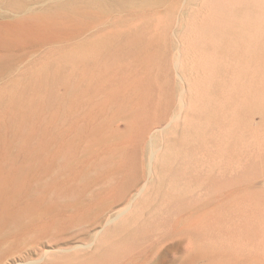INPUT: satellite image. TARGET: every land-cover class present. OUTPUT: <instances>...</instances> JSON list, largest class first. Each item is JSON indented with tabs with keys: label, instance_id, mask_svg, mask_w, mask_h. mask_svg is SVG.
I'll list each match as a JSON object with an SVG mask.
<instances>
[{
	"label": "bare ground",
	"instance_id": "6f19581e",
	"mask_svg": "<svg viewBox=\"0 0 264 264\" xmlns=\"http://www.w3.org/2000/svg\"><path fill=\"white\" fill-rule=\"evenodd\" d=\"M94 1L111 7L126 0ZM205 8L212 13L196 37L190 30L188 42L178 39L175 67L184 62L187 72L186 79L178 72L184 83L178 102L171 92L172 61L159 37L129 33L128 44L135 40L143 51L118 70L114 58L101 61V53L84 47L77 60L66 59L77 61V81L87 92L104 95L89 104L87 121L107 105L129 103L138 126L121 143L127 161L123 155L114 168L119 177L109 191V199L125 204L120 213L89 244L50 246L34 264H150L174 246L185 264H264V193L252 190L264 177V143L258 144L255 124L257 114L264 122V0H206ZM115 37L104 38L105 50ZM157 131L160 142L144 165L139 152ZM39 211L45 218L33 221L32 229L61 224L62 214Z\"/></svg>",
	"mask_w": 264,
	"mask_h": 264
},
{
	"label": "rangeland",
	"instance_id": "374dc122",
	"mask_svg": "<svg viewBox=\"0 0 264 264\" xmlns=\"http://www.w3.org/2000/svg\"><path fill=\"white\" fill-rule=\"evenodd\" d=\"M205 2L126 0L109 7L94 0H0V264H34L50 246L87 245L125 205L108 197L119 177L114 168L123 155L127 161L121 143L135 135L138 112L129 103H114L87 121L89 104L104 95L87 92L77 81V61L66 59L77 60L84 47L101 53V61L114 58L112 69L118 70L143 51L135 40L128 44L129 33L159 37V48L172 61L171 92L178 102L184 84L179 73L187 77L184 62L175 67L178 39L188 42L190 30L196 37L212 13ZM113 34L114 45L105 50L101 44ZM255 124L258 144L264 143L261 115H255ZM153 133L139 152L144 165L160 142L162 132ZM252 190L264 193V177ZM43 208L63 215L48 233L30 226L45 218ZM145 213L150 215L148 209ZM18 218L31 229L22 228ZM185 260L174 246L160 250L150 264Z\"/></svg>",
	"mask_w": 264,
	"mask_h": 264
}]
</instances>
